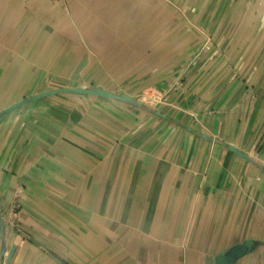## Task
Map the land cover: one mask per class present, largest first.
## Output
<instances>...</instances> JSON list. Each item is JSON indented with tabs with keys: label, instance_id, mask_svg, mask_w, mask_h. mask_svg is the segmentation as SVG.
I'll list each match as a JSON object with an SVG mask.
<instances>
[{
	"label": "crops",
	"instance_id": "1",
	"mask_svg": "<svg viewBox=\"0 0 264 264\" xmlns=\"http://www.w3.org/2000/svg\"><path fill=\"white\" fill-rule=\"evenodd\" d=\"M254 1L0 0V264H264Z\"/></svg>",
	"mask_w": 264,
	"mask_h": 264
},
{
	"label": "water",
	"instance_id": "2",
	"mask_svg": "<svg viewBox=\"0 0 264 264\" xmlns=\"http://www.w3.org/2000/svg\"><path fill=\"white\" fill-rule=\"evenodd\" d=\"M64 89H67L73 92H78V93H90V94L103 95V96H107L112 99H117L123 102H128V103H132V104L139 105V106H145V103H146L142 100H139L136 96L132 94H129V93L118 94V93L111 92L105 88H101L95 85L65 87ZM60 91H63V89H61ZM51 93H53V91L46 90L34 97L35 98L45 97V96H49ZM156 113L160 114V111ZM160 115L163 116L164 114L163 115L160 114ZM251 244H252V241L247 240L246 244L234 247L230 252H228L227 254L219 258V264H233L242 254L245 253L246 250L249 249Z\"/></svg>",
	"mask_w": 264,
	"mask_h": 264
},
{
	"label": "rangeland",
	"instance_id": "3",
	"mask_svg": "<svg viewBox=\"0 0 264 264\" xmlns=\"http://www.w3.org/2000/svg\"><path fill=\"white\" fill-rule=\"evenodd\" d=\"M255 2H256V0L254 1V4H255ZM258 9L262 12L261 7L258 6ZM255 13L258 14L259 12H255ZM255 13H254V16L252 17L251 21L249 20L250 17H247L246 20H245L246 17H244V18L241 17V21H240L241 25L244 26V27H247L248 26V23H251V24L254 25V22H255L256 25L259 24V23H257L256 20H258V19L260 20L261 17H260V15H259V17H257L255 15ZM247 14H248V12H247ZM263 14H264V11H263ZM206 35H208V34L206 33ZM208 39H209V42H211L213 40L212 36H209ZM200 54H202V53L200 52ZM196 57H197V55H196ZM48 84L46 86H49L50 85V84L49 85ZM162 91H164V93H162ZM144 94L147 95V99H145V97H144L143 101L146 102V103H150V104H156V108L158 106H162V105H163V107L164 106L165 107H173V108L176 107V105L174 104V101L171 99L172 96H170V97L169 96L168 97L166 96V94H167L166 93V89L164 90V89L157 88V87H147V88H145V89H143V90L140 91V96H143ZM150 96H156V97L153 99ZM165 96L167 97V99H165ZM159 111H160V114L163 115V111H161V110H159ZM188 111L189 110L183 111V114L182 115L189 113Z\"/></svg>",
	"mask_w": 264,
	"mask_h": 264
},
{
	"label": "built area",
	"instance_id": "4",
	"mask_svg": "<svg viewBox=\"0 0 264 264\" xmlns=\"http://www.w3.org/2000/svg\"><path fill=\"white\" fill-rule=\"evenodd\" d=\"M139 100H142L143 101V99H144V97H147V95L146 94H144L143 96H140V93L139 94H137V95H135ZM151 98H155L156 96H150Z\"/></svg>",
	"mask_w": 264,
	"mask_h": 264
}]
</instances>
